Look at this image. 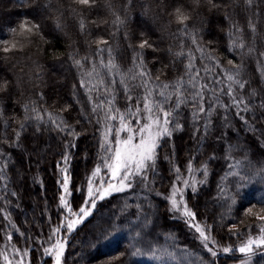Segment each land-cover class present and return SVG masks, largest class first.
<instances>
[{"label":"snow or ice","instance_id":"snow-or-ice-1","mask_svg":"<svg viewBox=\"0 0 264 264\" xmlns=\"http://www.w3.org/2000/svg\"><path fill=\"white\" fill-rule=\"evenodd\" d=\"M25 2L26 0H21L22 4ZM131 3L132 0H128L124 5L125 14L122 17L113 10L110 0H105V7L111 10L114 16L112 24L117 29L111 35L116 36L121 28L125 29L124 40L127 41V50L132 53L131 66L126 71L121 68L116 62L119 45L113 48L110 40L103 36L91 41L86 39L88 52L83 56L78 49L54 56L56 61L66 56L71 67L77 70L78 84L73 83L71 90L72 100L80 108L74 122L70 123L65 118L71 113L74 105L65 104L57 112H53L38 104V100L45 99L41 90L37 93L38 100L26 101L21 105L24 115L17 122L15 139L9 140L5 137L0 140V158L5 161L4 165H0V180L5 181L4 186L0 188V193H4L0 199H3L5 207H0V213L3 214L5 228L19 232L8 210L11 207L8 196L18 198L19 194L16 191L8 192V177L4 170L11 157L10 152L5 151L4 145L10 150H18V162L21 163L19 172L23 173L31 171L34 155L36 165L41 163L46 151L41 148V144L46 143L41 137L55 133L59 137L58 144L61 148V151L56 153L59 159L56 160L54 171L57 177V223L53 225L49 217L47 238L45 239L43 234L36 238L39 240L38 248L43 249V255L50 258L52 264H63L66 247L70 243L69 237L78 232L87 220L99 211L103 203L110 202L116 194H124L128 200H135L136 203L132 205L126 200L114 205L108 223L93 233L89 247L96 249L101 245L113 243L114 237L121 229H126L127 235L124 240L113 243V247L102 258L97 259L95 264H131L132 258L144 255L157 261H162L165 257L174 261L177 259L175 251H169L168 247L158 243L162 226L156 224L159 209L152 199L153 194L166 202L165 212L170 219L182 221L188 229L194 230L193 238L198 242V248H202L208 256V259H204L196 254V259L192 260L189 258L192 254L188 253L187 248H181L185 264H217L222 254L233 253H239L243 257L236 264H252L256 253L264 252V197L252 203L246 198L244 190L256 178L264 181V160H250L247 146L240 142L239 136L232 142L229 131L243 130L245 133H252L259 141L260 149L264 150V128H257L252 122L256 119L257 107L261 110L260 120L264 122V96L261 97L259 105H255L253 98L257 95L256 89L250 90V96L243 95V90L249 83L245 79L246 58H256L257 71L264 80V63L259 59L264 57V51L257 52L255 44L260 19L258 5L264 3V0H243L246 9H251L254 4L257 6L255 13L248 14L247 26L253 34L250 45L246 44L238 22L232 19L235 8L239 7V0H232V14L228 12V5L218 0H194L196 9L205 7L209 13L207 18L201 16V24L210 26L211 14L224 10V18L230 22L226 32L228 52L236 53L240 58L239 64L229 59L227 66L215 55V50L211 47L212 41L207 45L203 42L204 33L211 32L210 27L190 29L188 24L192 20V10L177 0L168 13L171 18L169 24L175 22L178 33L190 40L192 47L185 53L182 42L181 51L172 53L171 48L168 49L169 54L174 57L187 58L184 72L174 81H162L160 75L153 78L147 67L145 53L148 49L159 51L155 47L157 41L152 40L147 33L141 32L138 42L132 43L134 36L126 30ZM97 4L98 0H71V4L65 9L62 5L54 8L51 0H45L44 3L33 0V3L27 6L35 7L40 18L25 17L17 26L9 28L12 39H0V53H3V58L7 60L13 53L23 51L26 44H30L36 37L46 44L51 43L44 35V23L47 19L43 15L45 11L55 13L52 17L54 32H63L65 25L62 19L64 12L68 11L77 19L79 33L90 36L89 25L96 24V21H89L85 10H93ZM252 15L256 16V21H253ZM68 47L72 49V44ZM194 52L199 53V56L194 55ZM197 59L201 62L200 67L196 64ZM39 75L38 69L37 77ZM9 87L8 80L0 81V91H7ZM80 89H83L82 95L86 102L81 97ZM137 89H142V92ZM121 91L126 102L124 108L118 106ZM225 97L227 103L224 102ZM185 107L189 109L190 119L183 114ZM0 118H3L2 110ZM185 121L192 128L190 139L195 142V152H199L209 143V137L214 139L211 141V154L198 167L194 165L193 159L189 158L182 171L177 163V151L173 141L175 134L184 130ZM233 121L239 123L240 127L236 128ZM85 123L94 129L92 135L98 137L97 154L93 157L90 149L84 150L83 159L86 166L81 184L77 188L70 166L75 154L81 151L78 140L89 135ZM5 125L7 126V120ZM30 125H34V131L31 137L24 139L22 133ZM78 127L81 131L76 130ZM215 145L223 146V157L216 155L220 149ZM161 149L165 150L163 160L168 162L172 177L169 180L170 187L166 191L156 188V185H162L165 179L160 170ZM236 151H243L244 157L236 158L233 155ZM25 158L29 165L26 170L22 163ZM220 159L224 160L226 167L221 166L223 172L216 181V195L209 199L223 211L209 223L207 216L204 220L198 219L195 208L199 197L204 194L202 189L207 188L211 183L210 177L216 175L212 165ZM90 160L92 165L89 168L87 165ZM77 193L79 200L76 199ZM129 193L131 196H128ZM245 204L248 206L245 207ZM236 206L243 211L241 219L233 222L237 219L233 214ZM132 207L135 208V223L128 222L125 216V213L128 217L132 216V213L128 212ZM47 208L46 203L45 210ZM117 208L120 211H117ZM245 219L251 222L245 223ZM225 223L228 225L226 230ZM150 226L151 229H156L155 233L151 231ZM253 228L255 232L252 231ZM11 230L6 231L5 246L0 248V264H25L33 238L26 237L29 247L21 249L11 245ZM20 235L25 236L23 232H20ZM217 236L236 237L239 243L222 246ZM169 237L171 245H176L175 232L168 230L164 238L168 240ZM241 237L244 238L240 239Z\"/></svg>","mask_w":264,"mask_h":264},{"label":"trees","instance_id":"trees-1","mask_svg":"<svg viewBox=\"0 0 264 264\" xmlns=\"http://www.w3.org/2000/svg\"><path fill=\"white\" fill-rule=\"evenodd\" d=\"M45 0H40V3H44ZM113 5V10L117 11L119 15L124 16V5L128 3V0H110ZM177 0H132L131 8L129 9V19L127 21L126 30L133 34L134 39L132 43L138 42V38L141 32L147 33L150 38L157 41L155 47L159 50L153 52L148 49L145 53V59L147 67L151 72L153 78L160 75L162 81H174L184 72V64L186 63V56L184 58L174 57L170 55L168 49L171 48L172 53L181 51V44L183 42V51L186 53L188 48L192 47L190 40L185 39L181 34L178 33L177 25L175 22L169 24L171 19L168 13L171 11V6ZM180 3L184 4L186 8L192 10V20L189 22L188 27L190 29L196 28H207L210 27V34L206 31L203 35V42L205 45L209 41H212L211 47L215 50V55L221 58L223 65L227 66L229 59L234 60L236 64L240 63L239 55L236 53L228 52V37L226 32L229 28L230 22L224 18V10L211 14V24H201V16L207 18L209 13L207 8L201 7L196 9L194 0H179ZM218 2L228 5L229 14L233 13L232 0H218ZM33 0H26L25 4L21 3V0H0V39H12V35L8 32V29L15 27L25 17L28 18H40V14L35 7H28L27 5L32 4ZM53 7L62 5L65 9L71 4V0H51ZM168 5V7H165ZM260 11V19L257 25V35L255 37V44L257 52L264 51V3L258 5ZM79 11V9H77ZM147 10V11H145ZM257 6L254 4L251 9H246L243 0H239V7H236L232 15V19L238 22V27L243 31V37L246 44H251L253 41V34L248 29L247 21L249 12L255 13ZM47 19L44 23V35L45 38L51 43H44L39 37H36L30 44H26L23 51L13 53L7 60L3 58V53H0V81L8 80L10 87L7 91H0V110L3 111V118H0V140L7 137L9 140L15 139L14 130H18V121L23 118L24 112L21 107L26 101L38 100L37 93L43 90L45 99L38 100V104L47 107L53 112H57L65 104L74 105L70 114L65 118L70 123L74 122L79 112V105H75L72 100V85L73 83L78 84L79 77L77 76V70L71 67L70 62L67 61L66 56H63L60 61L53 59L54 56H61L70 50L78 49L81 56L88 52V48L85 44V40H93L94 38L103 36L105 39L110 40L113 48L119 45V54L117 55L116 62L120 64L123 70H127L131 66V51L127 50V41L124 40L125 29L121 28L116 36H112L111 33L116 32L117 29L113 26L112 21L114 16L112 11L105 7V0H98L97 7L91 11L85 10V15L89 21L95 20L96 24H90L91 35H81L78 29L77 19L69 14L68 11L64 12L62 23L65 25L63 32H54V22L52 17L55 13H49L45 11L43 13ZM253 21H256V16L252 15ZM99 25V27H97ZM64 33H67L65 35ZM55 37V38H54ZM72 44V49H69L68 45ZM94 50L95 45H92ZM247 49H245L246 51ZM197 57L199 53H195ZM107 59V57H105ZM264 63V57L259 58ZM198 67L201 66L199 59L196 60ZM167 66V67H165ZM39 69L40 75L37 77V70ZM158 70H160L158 72ZM245 79L249 81L243 95L250 96V90L256 89L257 95L253 98V103L259 105L261 97L264 96V80L261 79L260 73L257 71L256 58L245 59ZM138 92H142V89H137ZM82 99L86 102V98L83 97V89H80ZM224 102L227 103V98H223ZM46 101V103H45ZM119 107H126V102L123 99V92H120ZM234 111V110H233ZM256 119L252 121L257 128H264V122L260 120V109L257 107ZM183 114L185 117L190 119V112L187 107L184 108ZM251 120V115H249ZM7 120V126L5 125ZM236 128L240 127V124L233 121ZM89 135L78 140L81 151L75 154V159L71 164L72 175L75 180V185L79 188L82 177L84 175L85 162L83 156L85 155V149H90L93 157L97 154V139L94 137L92 132L94 129L87 126ZM77 131H81V128H77ZM34 131V125H30L22 137L27 139L31 137ZM192 132L191 126L185 121V127L182 132H177L174 137V143L177 151V163L182 167L185 163V155L188 156L191 152L193 156L194 165L199 166V161H204L208 155L211 154V141L214 137H209V143L204 148L200 149L199 152H195V142L190 139ZM232 142L236 141V137H240V142L247 146L248 158L253 162L264 160V150L260 149L259 141L256 140L255 135L252 133H245L243 130L239 132L229 131ZM46 143L41 144V148L45 149V153L41 162L42 172L32 174L31 171L19 172L21 167L20 155L16 149H8L7 145H4L6 152H10V160L7 162L8 166L4 170V174L8 177L7 188L8 192L16 191L19 195L17 197L8 196L11 201V212L12 220L15 222L20 230H26L27 228H35V225L29 221V218L34 217L35 213L45 210V204H48L47 214L56 216V175L55 163L59 159L56 155L57 152L61 151L58 144L59 137L52 133L51 136L45 135L41 137ZM220 150L216 153L217 156L223 157L224 151L222 145H215ZM75 151V150H73ZM165 150L161 149V164L160 170L165 177L163 184H157V189L167 188L168 176H167V161L163 160ZM233 155L242 159L245 155L243 151H236ZM35 156V155H34ZM36 159V158H35ZM25 161L22 163L25 170L28 165H25ZM35 161V160H34ZM5 161L0 158V165H4ZM92 161L88 162L90 168ZM226 164L223 159H220L218 163L212 165L216 170V175L210 177V185L207 188L202 189V194L199 197L198 203L196 204L195 210L198 212V218L205 219L207 216L208 222H212V218L218 216L223 209L213 203L209 197L216 195V181L219 175L222 174L223 168ZM169 172V170H168ZM22 174L23 180L19 177ZM32 179L30 181L31 176ZM35 179V182H34ZM5 181L0 180V188L4 186ZM36 193L37 205H34V201H31V188ZM246 198L252 203H256V200L260 197H264V181L259 178L254 179L249 187L244 190ZM4 193H0V196ZM79 197V193L76 194ZM131 196V193L128 194ZM254 197V198H253ZM153 201L158 205V214L156 217V224L160 227V235L158 237V243L163 247H168L169 251H175L177 259L174 261L170 257H165L162 261L149 258L148 256H139L132 258L131 264H185L184 253L180 251L181 248H187L190 255V259L195 260L196 254L203 256L204 259H208L207 254L202 248H198V242L194 240V233L186 227L181 221H175L168 217L165 212L166 202L161 197L152 196ZM134 205L135 200H128V197L124 194H116L114 199L110 202H105L100 207L99 211L94 216L89 218L87 222L80 228L78 232L70 236V243H68L65 251L64 263L65 264H95L97 259L103 257L111 247L113 243H118L125 239L127 235L126 229H121L119 233L114 237L113 243H107L99 246L96 249L89 247L93 233L98 229L104 227L108 223V217L113 210V206L117 205L118 202L123 203L125 201ZM190 204L192 200L190 198ZM43 204V205H42ZM18 205V206H17ZM3 199H0V207H4ZM20 206V207H19ZM248 205L245 204V207ZM259 206V205H258ZM120 211L119 208L116 209ZM33 211V212H32ZM243 209L236 206L233 209V214L236 216V221L241 219V213ZM128 212L132 213V216L127 217L128 222L135 223L134 213L135 208L128 209ZM31 213L32 216L28 215ZM45 214V211H42ZM42 214V215H43ZM41 215V216H42ZM25 217V218H24ZM4 217L0 213V231L2 229ZM26 220V221H25ZM36 219H34L35 222ZM28 222V223H27ZM248 219H245V223H250ZM227 223L224 225V229H227ZM151 229V226H150ZM168 230H172L176 234L177 244L171 245V237L165 240V233ZM38 231V228L35 229ZM153 233L156 229H151ZM247 231V230H245ZM1 233V232H0ZM1 236V234H0ZM16 237V236H15ZM17 238V237H16ZM242 238V237H241ZM240 238V239H241ZM218 241L221 245L234 244L239 241L236 237L229 238L228 236H217ZM17 240V239H15ZM1 241V240H0ZM235 255V253H233ZM37 258V257H36ZM242 256H224L221 255L218 259L217 264H226L229 259H241ZM48 258L46 262H48ZM253 264H264V252H257L252 259ZM36 262V259L34 260Z\"/></svg>","mask_w":264,"mask_h":264},{"label":"rangeland","instance_id":"rangeland-1","mask_svg":"<svg viewBox=\"0 0 264 264\" xmlns=\"http://www.w3.org/2000/svg\"><path fill=\"white\" fill-rule=\"evenodd\" d=\"M35 156H33V163L31 164V173L32 174H35L37 172H42V163L41 162L38 166L36 165L35 163ZM189 158H193V156L191 155V152L189 153L188 156L185 155V161ZM26 160V158L24 159ZM203 161V160H202ZM201 161V162H202ZM188 160L183 163L181 169L182 171H184V166L187 164ZM199 161V163H201ZM168 163V162H167ZM25 165H28V161H25ZM200 165V164H199ZM29 166V165H28ZM197 166V164L195 165ZM198 167V166H197ZM169 170V164H168V167H167V176H168V183H169V180L172 178L170 176V172H168ZM185 175L187 174L186 172L184 173ZM22 174H19V177H21ZM31 176L30 178V181L32 179V175H29V177ZM29 187L31 188V198L30 200L31 201H34L37 199L36 197V193L32 190V186L29 184ZM170 187V184L168 185L167 188ZM167 188H163V189H160L161 191H166ZM76 199L79 200V197L76 196ZM35 203H33L34 205H37L36 204V201H34ZM190 202V201H189ZM166 204V203H165ZM5 205V204H4ZM43 205V204H42ZM5 207V206H4ZM20 207V206H19ZM57 210V208H56ZM42 211H45L46 213L43 214ZM42 211L39 213L38 211L35 213V218L31 217L29 218V221L32 222L34 225H35V228H27L26 230H20L19 229V232L15 231V230H11V229H6L5 228V220H3V223H2V229H1V236H0V248H3L5 246V243H6V239H5V236H6V231L8 230H11L12 231V235H13V239L11 241V245H14L16 247H19L21 249H23L24 247H29V243L26 241V237L28 236H31L33 238V242L31 243V250H30V253H29V256L25 258V264H52L51 262V259L44 256L43 255V249L42 248H38V244H39V240L36 239L38 236H40L41 234H43V237L46 239L47 238V235H48V232H49V217H51V223L54 225L57 223V218L54 217V215H49L47 214V210H44L42 208ZM33 212V211H32ZM43 214V215H42ZM28 215L32 216L31 213H28ZM42 215V216H41ZM25 218V217H24ZM34 219L35 222H34ZM200 219V218H198ZM200 220H203V219H200ZM26 221V220H25ZM14 222V221H13ZM182 222V221H181ZM15 223V222H14ZM28 223V222H27ZM38 228V231L36 232L35 229ZM192 233H194V230H190ZM253 232H255V228L252 229ZM20 232H23L25 234V236H21L20 235ZM17 238H16V237ZM244 237H242L241 239H243ZM17 239V240H15ZM239 241L235 242L234 244L232 245H236L238 244ZM224 245H227V244H224ZM46 246V245H45ZM223 246V245H222ZM224 256H242L241 254L239 253H235L234 254H222ZM37 257V258H36ZM49 259L48 262H46V259ZM36 259V262H34V260ZM242 259V258H241ZM239 259H229L228 261H226L227 263L226 264H236V262L238 261ZM63 264L64 263V260H63ZM252 264H253V261H252Z\"/></svg>","mask_w":264,"mask_h":264}]
</instances>
